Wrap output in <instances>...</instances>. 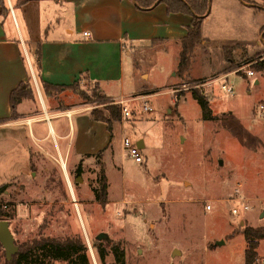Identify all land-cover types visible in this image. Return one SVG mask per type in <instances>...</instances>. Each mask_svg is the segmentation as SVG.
<instances>
[{"label": "rangeland", "instance_id": "374dc122", "mask_svg": "<svg viewBox=\"0 0 264 264\" xmlns=\"http://www.w3.org/2000/svg\"><path fill=\"white\" fill-rule=\"evenodd\" d=\"M236 43L228 36L208 44V50L223 51L222 56L231 59L222 71H215L210 51L198 44L183 75L177 71L171 44L139 46L134 61L125 62L126 91L136 97L125 102L131 116L117 121L109 152L95 155L81 174L72 169L74 191L59 165L48 162L49 169L37 165L28 182L11 188L10 200L4 198L10 202L6 210L12 215L16 244L41 236L79 238L87 245L90 264H245L242 231L264 226L257 213V198L264 194V81L258 86L238 69L246 65L264 79V70L253 66L264 60V51L236 57ZM245 44L251 48L252 41ZM253 58L257 60L249 62ZM203 74L212 76L199 89L207 95L216 120L203 118L192 91L195 81H204L197 80ZM222 84L231 85L233 93L222 91ZM67 89H50L48 96L60 100L61 107L75 103L109 116L107 108L115 100L97 101L96 85L78 83ZM145 103L150 110H144ZM103 126L100 131H106L108 140L110 132ZM123 136L134 142L145 138L143 162L122 156ZM102 165L108 182L106 207L95 200ZM236 196L247 197L257 211H245L233 201ZM208 203L211 210L205 208ZM233 206L238 215L231 214ZM101 232L108 237L97 239ZM114 245L124 252L120 263ZM257 252L255 264H264V240ZM3 255L0 247V264Z\"/></svg>", "mask_w": 264, "mask_h": 264}, {"label": "crops", "instance_id": "0c3cea01", "mask_svg": "<svg viewBox=\"0 0 264 264\" xmlns=\"http://www.w3.org/2000/svg\"><path fill=\"white\" fill-rule=\"evenodd\" d=\"M3 5L4 9L0 4V186L9 185L3 199L10 200V189L25 185L37 165L46 164L45 169H49L48 162L59 165L74 191L72 169L76 171L79 163L83 168L98 153L104 157L108 147L113 146L118 123L114 121L109 130L105 122L94 119L90 108L75 103L61 107L60 100L44 92L42 83L60 87L91 83L107 98L126 102L135 97V93L126 91V58L134 61L135 50L144 44H171L178 67L181 40L193 16L169 13L165 3L142 9L136 0H3ZM209 8L200 44L210 51L217 64L215 71H222L231 59L223 57V51L207 49L212 39L218 43L228 36L236 39V57L264 51V0H210ZM249 41L251 48L245 44ZM253 71V76L245 73L246 78L252 77L259 86L264 79ZM210 77L203 74L197 80L205 84ZM22 83L32 85V96L13 107L12 92ZM67 91L62 89L63 93ZM102 125L110 132L108 140L106 131H100ZM135 144L141 150L146 148L144 137ZM257 213L260 217L261 212Z\"/></svg>", "mask_w": 264, "mask_h": 264}, {"label": "trees", "instance_id": "16d2710c", "mask_svg": "<svg viewBox=\"0 0 264 264\" xmlns=\"http://www.w3.org/2000/svg\"><path fill=\"white\" fill-rule=\"evenodd\" d=\"M136 3L142 9L151 8L156 3H165L169 13L183 12L189 13L193 16L187 35L181 40L182 47L177 67V71L180 75L187 73L193 50L203 40L202 23L204 16L208 13L210 0H136ZM0 4L4 9L3 0H0ZM256 60V58H253L249 62H255ZM253 66L256 70H264V60L253 63ZM195 82L196 83L193 86L192 91L194 97L198 100V103L201 106L203 118L216 120L217 117L213 114L207 95L201 91L199 87H197L204 81ZM75 85L76 84L60 87L43 82L42 89L46 94H48L50 89L71 88ZM32 93V85L29 83H22L12 92V106L15 107V105L24 98L31 97ZM95 98L97 101L102 102V100H105V104L108 103V98L100 90L95 91ZM111 101L113 102V100ZM107 110L109 114L108 117L102 116L95 110L91 111V113L94 119L105 122L109 130H111L112 123L114 121L121 120V107L114 103L110 105ZM76 172L78 174L82 173L81 163H79ZM8 187L9 185L0 186V220H8L10 222L12 215L6 210L10 202L5 203L3 199V194ZM95 200L101 207H106L108 204V182L103 165L98 176V187L95 188ZM242 233L246 240L245 264H255L258 258L257 248L259 246V242L264 240V226H246ZM18 246L19 251L13 256L12 260L8 261L5 258L4 248L0 243V247L3 248L4 251L3 264H45L46 260H63L68 261L70 264H90L86 254L87 245L79 238H56L41 236L40 238H34L31 241L23 242ZM98 250L100 257L103 258L105 254L99 247ZM113 252L115 254L116 262L120 263V258L123 256L124 252L119 249L118 245L113 246Z\"/></svg>", "mask_w": 264, "mask_h": 264}, {"label": "built area", "instance_id": "2783aa9c", "mask_svg": "<svg viewBox=\"0 0 264 264\" xmlns=\"http://www.w3.org/2000/svg\"><path fill=\"white\" fill-rule=\"evenodd\" d=\"M84 35L90 36L89 32H84ZM239 70H242L248 76L254 75V71L250 68L247 69L246 65H242L238 69V71ZM227 77H228V75L226 74L224 76V79ZM200 85H202V84H200ZM200 85L197 87H200ZM220 88L222 91L233 93V88L231 85L229 86L227 84H222ZM141 97L143 98L145 96H141ZM115 103L120 105L123 119L129 118L131 116V111L125 105V101L120 100V101H115ZM144 110H146V111L150 110L147 103H145V105H144ZM260 113H261V115L264 116V104L260 105ZM121 145H122V150H123V153L125 156H128L129 158L133 159L135 162H138V163H141L144 161V157H143L141 149L135 144V142L131 138L123 136ZM238 193H239V190L236 189V194H238ZM233 201L240 203L241 206L243 207V209L247 212L256 211V208H257L256 205H252L249 202V199L247 197L236 196L235 198H233ZM257 201H259V207L257 209L259 212H262L264 210V194L262 195V197L257 198ZM205 208L207 210H211L212 206H211V204L208 203L205 205ZM231 214L232 215H238L239 209L236 206H233L231 208Z\"/></svg>", "mask_w": 264, "mask_h": 264}, {"label": "water", "instance_id": "95a60500", "mask_svg": "<svg viewBox=\"0 0 264 264\" xmlns=\"http://www.w3.org/2000/svg\"><path fill=\"white\" fill-rule=\"evenodd\" d=\"M260 218H264V210L260 214ZM108 235L101 232L97 235V239L102 240L107 238ZM0 243L5 251L6 260L10 261L13 256L19 251V246L15 242L14 235L10 229V222L8 220H0ZM222 242H217V244ZM177 250L174 251V254Z\"/></svg>", "mask_w": 264, "mask_h": 264}]
</instances>
